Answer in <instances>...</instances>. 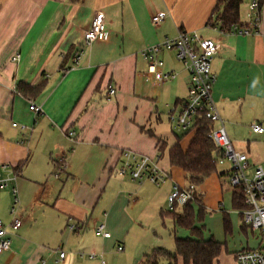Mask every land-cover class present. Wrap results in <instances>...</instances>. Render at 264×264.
Masks as SVG:
<instances>
[{
	"label": "crops",
	"instance_id": "crops-1",
	"mask_svg": "<svg viewBox=\"0 0 264 264\" xmlns=\"http://www.w3.org/2000/svg\"><path fill=\"white\" fill-rule=\"evenodd\" d=\"M221 1L0 0V166H9L18 175L22 196V226L9 230L11 250L0 254V264H86L87 260L111 264L119 247L125 256H134V264H145L155 249L175 250L176 237H191L166 212L173 185H189L186 174L170 165L168 155L163 166L165 153L159 157L162 145L170 148L177 141L170 116L180 112L187 100L189 75L183 67L188 76L186 93H180L178 78L162 92L146 90L151 81L140 57L143 49L179 32H196L220 45L212 63L217 76L215 103L232 144L247 155L251 174L264 169V134L252 131L254 124L264 128V3L257 32L240 36L222 31ZM250 2L245 0L246 5ZM160 13L167 17L154 26L152 17ZM99 14L108 40L85 47L84 34ZM242 23L240 28L249 27L248 20ZM81 50L84 55L74 66L73 58ZM17 54L20 59L13 61ZM20 85L27 90L21 91ZM39 86L41 93L31 92ZM110 88L115 89L114 96L109 95ZM165 90L174 100L167 118L155 110ZM31 104L41 112L31 111ZM131 104L136 112L134 108L129 112ZM130 136L135 138L129 140ZM189 136L181 142L183 150L194 137ZM123 150L159 157L168 183L157 188L118 176ZM63 157L67 167L60 171ZM230 170L217 171L197 187L199 203L192 206L196 213L201 207L203 219L196 227H203L204 240L214 239L223 249L227 236L253 234L254 242L246 238L242 249L253 250L259 235L233 209L229 180L230 190H223L221 177L228 179ZM12 208L11 191L0 192L4 225L12 222ZM159 221L171 232L172 246L155 229L154 240H142ZM98 225H105L111 237L100 236ZM71 226L77 229L71 232ZM135 239L141 240L136 248ZM237 252L233 264H238ZM91 254L94 260L89 259Z\"/></svg>",
	"mask_w": 264,
	"mask_h": 264
},
{
	"label": "built area",
	"instance_id": "built-area-1",
	"mask_svg": "<svg viewBox=\"0 0 264 264\" xmlns=\"http://www.w3.org/2000/svg\"><path fill=\"white\" fill-rule=\"evenodd\" d=\"M247 20L248 28L235 27L232 34L248 36L256 33L260 23L261 4L259 0H251L248 7ZM167 17V13H160L152 17V24L159 26ZM108 31L104 17L99 14L93 20L90 29L84 34L85 47H90L96 42H107ZM220 50V45L210 39H204L196 32H179L175 38H166L162 43L147 47L140 52V57L148 67L150 81L154 86L162 87L175 81L178 74L174 71L166 70V63L160 58L164 52L174 53L176 61L187 71L190 79L188 97L180 112L171 114L170 122L174 131L194 135L197 130L196 123L199 118L205 117L213 124V130L209 135L220 152L217 161L230 165L228 174L229 184L232 189L240 187L246 209L242 211V216L251 230L259 235V245L253 250H242L236 253L235 259L238 264H264V169L257 168L254 173L248 175L249 165L246 154L237 152L224 126L223 120L213 97L214 86L217 76L212 70L213 59ZM84 51L81 50L73 58L74 66H78ZM20 55L17 54L13 61H18ZM115 89L110 88L109 95L114 96ZM30 110L40 113L41 108L31 104ZM13 127H17L14 124ZM255 134H264V128L259 124L252 125ZM75 133L71 132L69 137L74 138ZM160 158H151L139 153L123 150L120 156V166L117 174L122 178H129L138 184L150 183L157 188L165 186L170 180L169 174L161 167ZM60 171L66 169V158L59 160ZM18 175L9 166H0V192L10 190L13 197V208L11 209L12 222L4 225L0 222V254L9 252L12 240L9 230L17 231L22 226L19 217L20 199L17 187ZM197 186L189 184L182 187L174 184L168 196V212L175 211L176 208H183L188 204L196 203ZM77 228L71 226L69 230L75 231ZM96 232L105 239L111 237L105 225H98ZM120 252L123 251L119 247ZM60 251V249H58ZM65 254L60 253V259H64ZM96 256L91 254L90 260ZM101 264H105L103 261Z\"/></svg>",
	"mask_w": 264,
	"mask_h": 264
},
{
	"label": "trees",
	"instance_id": "trees-1",
	"mask_svg": "<svg viewBox=\"0 0 264 264\" xmlns=\"http://www.w3.org/2000/svg\"><path fill=\"white\" fill-rule=\"evenodd\" d=\"M259 1L262 6L264 0ZM244 2L245 0L221 1L223 11L218 18L222 25V31H231L235 27L243 26L240 11ZM19 89L23 91L27 90V87L20 85ZM42 90L43 87L39 86L32 89L31 92L39 94ZM196 126V133L187 150L182 149L181 139L177 138L173 146L168 148L166 145H162L159 151L161 154L167 151L170 165L182 169L189 184L199 187L217 172V160L220 157V152L209 137L214 127L213 124L205 117H201ZM196 201L199 203L198 196ZM232 203L233 209L236 211L242 212L246 209L240 187L233 189ZM169 214L175 225L189 231L191 237L186 239L176 237L173 252L163 248L155 249L146 257L145 264H162L164 261L168 264H178L179 258L183 260L184 264H214L221 255L223 245L214 239L204 240L203 227H196L197 221L200 222L203 219L201 207L196 213L194 207L188 204L183 208H176Z\"/></svg>",
	"mask_w": 264,
	"mask_h": 264
},
{
	"label": "rangeland",
	"instance_id": "rangeland-1",
	"mask_svg": "<svg viewBox=\"0 0 264 264\" xmlns=\"http://www.w3.org/2000/svg\"><path fill=\"white\" fill-rule=\"evenodd\" d=\"M249 5H246L245 2L243 3V5L241 6V11H240V15H241V20L245 21L247 20V14H248V8ZM163 61L166 62V70L167 71H175L177 74H179V77L177 79L176 82L180 81L181 84V91L180 93H186L188 91V76L186 74V72L183 69V66L181 64H179L174 56V53H166L164 52V55L162 57ZM170 69V70H169ZM172 85L168 84L165 87L161 88L160 87L156 88L155 86H153V83H148L146 84V90H159L158 92H162L161 90L164 88H169V86ZM190 87V84H189ZM161 94V93H160ZM168 90L164 91V95L159 96L158 99L156 100V113L161 114L162 116H165L167 118L168 114L170 113V111L173 109L174 107V100H170V96L168 97ZM132 108H134L133 112L137 111V108H135V106H133L131 104L130 108H129V112L132 111ZM165 125H167V123H165ZM171 125V122H170ZM173 133L175 135L178 136L179 139H181L182 141L187 140L190 136L189 134H184V133H178L176 131H173ZM135 138V137H134ZM131 136L129 137V140L134 139ZM234 149L237 151V147L236 145H233ZM75 149V147H74ZM72 153L67 155V158H69V156ZM159 157H162V154H159ZM164 158L162 159V165L165 166V164H167V151L165 152ZM264 168V165H262ZM230 169V167L228 166L227 163L225 162H221L218 161L217 164V171L219 173L224 172V171H228ZM251 169L248 170V175H251ZM226 177V179H225ZM224 178V180L221 182L222 186H223V190L226 192L227 190H230V188L227 186L228 184V179H227V175L221 177ZM30 188L32 189V186H30ZM8 191V190H7ZM3 192V191H2ZM18 192H19V197L21 198V189L20 187H18ZM168 211V209L166 208V212ZM168 213V212H167ZM163 222L159 221V224L156 225L155 227H151V230L148 232V234H145L144 237L142 238L143 241L146 240L147 237L150 238V240H154L155 238V234L154 231L156 230V232L158 233L159 236H164L165 240L171 243V246L173 245V240L169 237V234L171 233L170 231L166 230L163 226ZM155 229V230H154ZM141 238V237H140ZM246 238H248L250 240V244L252 243V241L254 242V235L253 234H248L247 236L244 235L243 233H237L235 232L234 234L227 236V240L226 243L227 245L224 247V249L221 252V255L219 256V258L216 260V262L214 264H233V255L236 251H241L245 246V241L247 240ZM252 240V241H251ZM141 240L140 239H135L134 240V247H138L140 245ZM173 247V246H172ZM171 247V252L174 251L173 248ZM126 255V251L124 252H120L118 250V248H116V250L112 253V256L110 258V262L111 264H134L135 262V258L133 255H129V256H125ZM90 263V262H89ZM88 260L86 264H89ZM107 264H110L109 262H107ZM162 264H168L163 262ZM178 264H183L182 262H179Z\"/></svg>",
	"mask_w": 264,
	"mask_h": 264
}]
</instances>
